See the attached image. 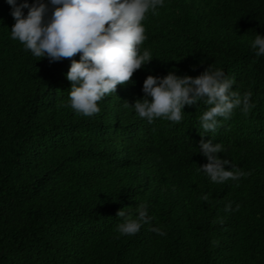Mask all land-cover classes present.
Returning a JSON list of instances; mask_svg holds the SVG:
<instances>
[{
  "label": "trees",
  "instance_id": "trees-1",
  "mask_svg": "<svg viewBox=\"0 0 264 264\" xmlns=\"http://www.w3.org/2000/svg\"><path fill=\"white\" fill-rule=\"evenodd\" d=\"M11 11L0 0V264H264V56L250 47L264 35V0H165L143 21L153 60L92 117L68 106L66 74L81 54L34 57L11 39ZM211 65L254 105L203 133L244 173L223 184L197 171L202 101L178 124L125 107L144 98L148 75ZM139 204L153 219L120 235L117 212Z\"/></svg>",
  "mask_w": 264,
  "mask_h": 264
},
{
  "label": "clouds",
  "instance_id": "clouds-1",
  "mask_svg": "<svg viewBox=\"0 0 264 264\" xmlns=\"http://www.w3.org/2000/svg\"><path fill=\"white\" fill-rule=\"evenodd\" d=\"M165 0H49L54 11L46 18L49 7L43 0H6L14 18L11 39L19 41L34 57L58 62L72 58L77 53L80 60L71 62L66 79L71 82L68 106L85 117L98 114V102L116 92L118 85L132 80L134 73L152 60L150 49H142L145 35L143 21L149 12L156 14ZM27 9V15L24 10ZM250 47L256 57L264 56V35L256 34ZM195 67L193 71H195ZM234 79H229L222 69L212 65L197 77L178 76L170 71L164 77L148 75L143 83V99L125 107L134 109L136 115L148 123L163 118L178 124L184 116L185 106L203 102L205 111L199 116V134L202 139L197 149L207 163L197 168L211 182L223 184L229 179L239 180L244 173L228 159H221L222 143L203 140V133H215L219 118L229 119L235 109L247 115L254 106L251 92L243 95L233 90ZM202 130V132H201ZM231 170H227V167ZM202 199L207 200L204 195ZM117 212L122 222L120 235L138 233L149 216L147 205L139 204L135 212ZM226 211L231 210L227 205ZM153 231L160 232L159 228ZM162 234V233H161Z\"/></svg>",
  "mask_w": 264,
  "mask_h": 264
}]
</instances>
